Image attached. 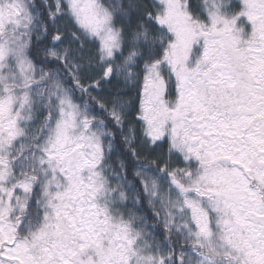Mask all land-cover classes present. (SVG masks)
<instances>
[{
    "label": "snow or ice",
    "instance_id": "snow-or-ice-1",
    "mask_svg": "<svg viewBox=\"0 0 264 264\" xmlns=\"http://www.w3.org/2000/svg\"><path fill=\"white\" fill-rule=\"evenodd\" d=\"M0 264H264V0H0Z\"/></svg>",
    "mask_w": 264,
    "mask_h": 264
}]
</instances>
